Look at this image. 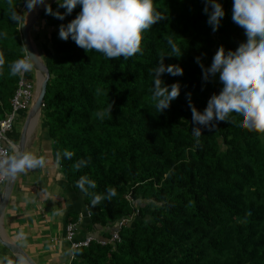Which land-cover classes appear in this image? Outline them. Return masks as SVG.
<instances>
[{
    "label": "trees",
    "instance_id": "16d2710c",
    "mask_svg": "<svg viewBox=\"0 0 264 264\" xmlns=\"http://www.w3.org/2000/svg\"><path fill=\"white\" fill-rule=\"evenodd\" d=\"M220 3L224 15L213 31L205 0H153L163 18L143 30L141 51L127 59L87 52L59 37V26L80 5L62 20L42 12L50 77L41 124L52 160L77 190L79 177L95 181L88 192L81 190L90 220L86 230L100 226L107 240L118 233L105 244L95 237L74 248L69 264H264V132L241 129L238 117L214 120L215 127L198 125V138L191 131L190 102L202 111L222 87L218 73L203 78L202 66L210 65L219 47L228 52L244 40L232 20L233 0ZM49 4L58 8L57 1ZM24 5L26 0H0V99L8 111L21 79L10 75L9 63L24 54ZM13 12L19 21L11 19ZM168 38L182 53L164 54L163 63L183 72L161 74L164 83H178L179 94L158 112L152 69L170 51ZM65 149L73 156L57 162V152ZM80 159L87 163L77 169ZM109 187L116 190L113 197L91 204Z\"/></svg>",
    "mask_w": 264,
    "mask_h": 264
},
{
    "label": "clouds",
    "instance_id": "9594fccd",
    "mask_svg": "<svg viewBox=\"0 0 264 264\" xmlns=\"http://www.w3.org/2000/svg\"><path fill=\"white\" fill-rule=\"evenodd\" d=\"M50 1L48 0V4H45V12L61 20L64 15L71 13L76 5L81 6L73 19L66 25L61 24L59 26L58 35L61 39L71 38L77 46L82 47L85 51L88 52L94 49L110 59L116 57L127 59L140 52L143 30L148 29L156 21L163 18V15L154 8L153 0H56L57 9L51 7ZM43 2L44 0H26V5L23 7L27 6L28 12H25V15L21 17L20 32L21 23L29 16L31 9ZM59 8H63L64 12H60ZM203 10L208 14L207 22L215 31L224 15V8L220 0H205ZM11 19L19 21L20 17L13 12ZM232 20L243 30L244 40L235 50H229L228 52H225L222 46L219 47L214 53L210 65L206 68L202 66V74L205 79L209 76L214 77L218 73L219 80L222 83L221 89L218 93H213L208 98L207 104L202 111L198 110L191 102L189 104L194 125L191 131L197 138L201 135V128L198 125L215 127V122L227 121L235 117L239 118L238 126L241 129L247 128L257 132H264V0H233ZM37 26L42 30L43 27L47 26L42 21L41 16L31 29L30 39L36 49V54L46 65L50 56V46L49 42L41 34L37 41L38 35L33 30ZM0 35L3 34L0 33ZM21 39L24 54L9 63V73L12 76H21L17 89L20 88L21 81L22 84L31 85V98L24 109L15 113L12 126L5 134L4 145L8 148L9 153L0 157V176L6 178L0 187H4L7 179H14L17 174L19 176V173H24L30 169L43 168L46 163L44 156H37L32 153V141L30 138H32L34 131L29 138L31 142L29 143V140L26 141L24 150L17 147L18 142L12 145L7 140L14 133L18 114L29 109L28 107L32 104L36 92L37 75L40 74V72L36 71V79H34L32 75L33 62L37 55L29 50L27 51L23 42L22 32ZM167 43L170 45V51L161 54L152 69L154 78L151 92L158 112L166 109L170 102L179 94L178 83L173 82L171 85L164 83L161 74L168 73L175 76L181 75L183 72L182 67L179 65H165L163 63L164 54L179 56L182 53L171 38H168ZM177 52H179L178 55L176 54ZM197 59L199 58L197 57ZM3 64L4 58L0 55V65ZM12 110L11 103V108L7 115L1 118L0 121L6 119L12 113ZM108 111H110V108L98 112L97 115L103 117ZM39 118L41 119V114ZM214 120L215 122H213ZM210 122L212 123L210 124ZM61 155L64 158H71L73 152L67 149L63 150L62 154L57 152V162L60 161ZM86 163V160L80 159L75 162L74 166L79 169ZM76 185L82 191L88 192L89 188L95 187V181L87 176H81L76 181ZM115 194L116 190L114 188H106L105 196L95 195L91 200V204H97L102 198L110 199ZM25 199L28 200V197ZM74 224V240H82L85 236L81 239H76L77 224ZM71 249L73 251L74 248L71 247Z\"/></svg>",
    "mask_w": 264,
    "mask_h": 264
},
{
    "label": "crops",
    "instance_id": "0c3cea01",
    "mask_svg": "<svg viewBox=\"0 0 264 264\" xmlns=\"http://www.w3.org/2000/svg\"><path fill=\"white\" fill-rule=\"evenodd\" d=\"M39 77L38 74L37 81ZM49 137L46 127L40 124L31 149L35 155L45 157V166L19 173L15 192L0 218V234L18 244L36 264H69L73 251L65 237L66 224H77L76 239L87 234L101 238L104 229L96 226L86 230L90 220L83 207L84 195L66 181L52 160ZM24 263L0 243V264Z\"/></svg>",
    "mask_w": 264,
    "mask_h": 264
},
{
    "label": "water",
    "instance_id": "95a60500",
    "mask_svg": "<svg viewBox=\"0 0 264 264\" xmlns=\"http://www.w3.org/2000/svg\"><path fill=\"white\" fill-rule=\"evenodd\" d=\"M55 1L56 0H51L50 3L55 2ZM47 2L48 0H44L43 3H39L35 5L31 9V13L29 14V16L25 19L24 22L21 23V32H22V38H23L24 45L27 51L29 50L30 52L34 54H36V49L32 45V42L30 39V32L34 24L40 18L42 11L45 9V4H48ZM33 64H34L33 66L34 70L40 72V74L42 75V79L39 83L36 81L37 84H36L35 97L27 111L25 121L23 124V128L20 132V137L18 139L17 147H19L22 150L25 149V146L27 143L26 141L29 140V139L27 140L28 138L27 137V127L30 124V120L34 117H38V118L40 117L41 108H42L44 96L46 93L47 82L50 77L47 66L42 62V60L38 57V55L36 56ZM17 176L18 174L16 175L14 179H7L0 193V218L3 216V213L7 207V204L10 199ZM0 243L3 246H5L12 254L19 256L21 260L25 262L24 264H36L32 260V258H30V256H28L26 252L22 248H20L18 244H15V243H12L10 241L3 239L1 237V234H0Z\"/></svg>",
    "mask_w": 264,
    "mask_h": 264
},
{
    "label": "built area",
    "instance_id": "2783aa9c",
    "mask_svg": "<svg viewBox=\"0 0 264 264\" xmlns=\"http://www.w3.org/2000/svg\"><path fill=\"white\" fill-rule=\"evenodd\" d=\"M21 86L20 88L17 89L15 92L13 98H12V113L4 120L0 121V157H2L4 154L9 153L8 148L4 145V140H5V134L6 132L11 128L12 126V120L13 117L15 116V113L18 112V110L24 109L30 98H31V93H30V84H22V81L20 82ZM6 178L0 176V185L4 182ZM124 221V219L120 222V224ZM75 236V224L74 223H68L66 225V238L70 241L71 247L76 248L78 246H87L92 239L95 237L92 235H87L85 238L82 240H74ZM118 238V233L115 230L113 235L109 240L107 239H99L98 241L101 244H105L108 241H111L112 239Z\"/></svg>",
    "mask_w": 264,
    "mask_h": 264
},
{
    "label": "rangeland",
    "instance_id": "374dc122",
    "mask_svg": "<svg viewBox=\"0 0 264 264\" xmlns=\"http://www.w3.org/2000/svg\"><path fill=\"white\" fill-rule=\"evenodd\" d=\"M21 10H22V15H23V16L25 15V12H28L27 6H26V7H21ZM45 29H47V32L49 31L47 27H43V30H42V29H39L38 26L33 28L35 34H37L38 31L41 32V30H42L41 35H43V32L45 31ZM35 73H36V71L33 69V71H32V75H33L34 79H36V75H35ZM2 101H3V100L0 99V119H1V118H4V117L7 115V113H8V108H7V106H3V105L1 104ZM1 105H2L3 107H2ZM28 108H29V107H28ZM27 111H28V109H27L26 111H24V112L19 113L18 116H17V119H16V121H15V130L13 131V132H14V135L11 134V136H12L11 138H12L13 140H18V137H19V135H20V132H21V130H22V128H23V124H24V121H25V117H26ZM40 120H41L40 118H39V120H38V117H34V118H33V124H32V126H31V128H30V130H29V135L31 136V135H32V132H33V131H34V132H33L32 138H30V137L28 136V137L31 139V141L33 140V138L35 137V134L38 132V130H39V128H40V124H41V123H40ZM35 126H36V127H35ZM34 128H35V129H34ZM29 138H27V140H28ZM31 141H30V142H31ZM19 177H20V176H19ZM19 177H18V180H19ZM2 188H3V186L0 187V190H1V191H2ZM1 191H0V193H1ZM14 192H15V189H14Z\"/></svg>",
    "mask_w": 264,
    "mask_h": 264
},
{
    "label": "bare ground",
    "instance_id": "6f19581e",
    "mask_svg": "<svg viewBox=\"0 0 264 264\" xmlns=\"http://www.w3.org/2000/svg\"><path fill=\"white\" fill-rule=\"evenodd\" d=\"M39 76H40V77H39V82H40L41 79H42V75L39 74ZM32 124H33V118L30 120V124H29L28 127H27V137H28L29 130H30Z\"/></svg>",
    "mask_w": 264,
    "mask_h": 264
},
{
    "label": "flooded vegetation",
    "instance_id": "af4514ba",
    "mask_svg": "<svg viewBox=\"0 0 264 264\" xmlns=\"http://www.w3.org/2000/svg\"><path fill=\"white\" fill-rule=\"evenodd\" d=\"M13 135H14V133H13ZM11 137H12V136H11ZM11 137L7 138V140H8L10 143H12V145L18 142V140H13ZM19 137H20V135H19ZM19 137H18V139H19Z\"/></svg>",
    "mask_w": 264,
    "mask_h": 264
}]
</instances>
